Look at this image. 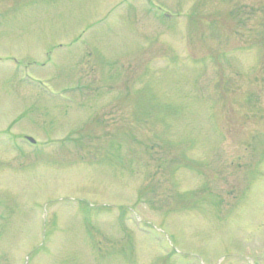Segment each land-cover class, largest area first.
Wrapping results in <instances>:
<instances>
[{
    "label": "rangeland",
    "instance_id": "obj_1",
    "mask_svg": "<svg viewBox=\"0 0 264 264\" xmlns=\"http://www.w3.org/2000/svg\"><path fill=\"white\" fill-rule=\"evenodd\" d=\"M0 264H264V0H0Z\"/></svg>",
    "mask_w": 264,
    "mask_h": 264
}]
</instances>
